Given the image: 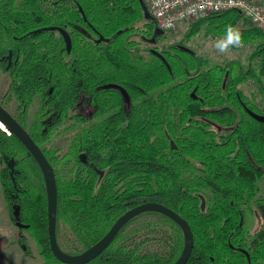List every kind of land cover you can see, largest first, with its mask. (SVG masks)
Segmentation results:
<instances>
[{"label": "trees", "instance_id": "16d2710c", "mask_svg": "<svg viewBox=\"0 0 264 264\" xmlns=\"http://www.w3.org/2000/svg\"><path fill=\"white\" fill-rule=\"evenodd\" d=\"M0 2V67L9 73L3 99L15 100L12 116L53 168L55 233L62 252H84L126 210L157 202L190 226L193 247L186 264H264V228L249 234L244 222L252 202L264 219V197L258 195L264 121L249 114H264V106L241 88L251 77L264 89L262 31L238 27L245 19L235 10L198 18L184 40L203 24L212 35L230 40L260 39L247 68L235 60L210 66L181 43L155 48L163 59L154 54L150 47L158 35L139 0H17L16 7L14 0ZM82 97L98 120L64 128L67 151L55 155L56 149L44 143L60 132ZM35 101L34 118L27 122ZM79 115L70 117L76 122ZM3 130L0 125V184L10 216L34 240L43 264H67L49 247L40 165L13 133ZM70 157L75 168L69 177L59 175V161ZM36 175L39 185L32 183ZM60 224L71 233L63 238L70 248L58 241ZM19 237L27 252L25 236ZM74 241L87 248H72ZM150 241L153 248H147ZM184 245L176 221L146 210L124 223L110 244L84 264H173Z\"/></svg>", "mask_w": 264, "mask_h": 264}, {"label": "rangeland", "instance_id": "374dc122", "mask_svg": "<svg viewBox=\"0 0 264 264\" xmlns=\"http://www.w3.org/2000/svg\"><path fill=\"white\" fill-rule=\"evenodd\" d=\"M198 18L179 23L175 29L171 31H167L166 36L160 38L156 43L155 47L151 46L150 48L160 49L162 46L167 47L171 43L172 44L181 43L184 44L186 47H188L191 51L206 58L210 66L216 64H225L228 61L235 60L238 63H240L241 66L247 68L246 66L248 63V57L251 55L255 47L260 43V39L256 38L251 42L243 43L239 41V43H236V41L230 40L226 37L219 35H212L207 31L206 24H203L201 25L199 31L196 34L192 35L188 40H184L185 34L186 32H188L190 25H192ZM142 24H143L142 22L139 23V25ZM237 26L240 28H245V27L253 28V26L248 24L246 20L239 21ZM55 35L57 36L58 34L56 33ZM217 45H225L226 50L221 52L217 47ZM143 54L146 55L147 53H143ZM8 83H9V73L0 71V100H2V102L6 105V107L3 106L4 108H6L10 113L15 114V100L12 99L9 103H7L6 102L7 99L6 98L3 99V95L7 91ZM241 88L244 93L251 95L255 99V101L258 102L260 107L264 106V89L263 91H261V89L254 82L253 78L251 77L247 78L246 82L241 84ZM37 105L38 102L35 101L30 106L27 115V122H31L33 120L35 111L37 109ZM91 110L92 108L88 105V100L86 99L83 106L73 108L71 111H69L68 116L64 119V123H63L64 125L59 129L60 132L52 135L49 138V140L46 143H44V146L56 149L57 151L55 150L54 154L58 156H62L67 151V147L69 143V139L66 137L67 131H64L63 129L66 128L69 124L76 123L78 126L79 125L83 126L96 122L98 120L97 116L96 117L92 116L88 120L81 119L82 117L91 116L92 115ZM73 113L80 114L79 115L80 119L76 122L74 121L73 117L72 118L70 117V115ZM0 156H1V151H0ZM61 161H59L57 171L60 173L59 175L64 177H69L70 176L69 171L74 169L76 165L74 163V158L70 157L69 160L66 162L65 161L61 162ZM32 183L39 185L41 183V177L36 175V178L32 179ZM258 195L264 197V180L263 181L261 180L259 184ZM248 206L249 207L245 212L244 222H245L246 231L249 234H252L259 228H264V219L259 215L256 206L253 202L250 203ZM111 226H109V228ZM130 227L131 226H129L128 228ZM161 230H164L168 233L171 232L170 229L164 227H161L160 231ZM0 231L4 235L3 237L7 241L8 245L18 244L21 247L18 238H20L19 236H25L23 240L28 250L27 252L24 251V253L26 257H28L27 260L30 261V264L31 263L43 264V260L37 250L36 244L34 243V240L30 237L29 233L19 230L17 226L14 224L4 199L1 184H0ZM67 233L71 235L70 231L67 230V227L60 224L57 229V238L58 241L63 244L62 246L64 248H70L68 247L69 244L67 245L63 241V238H65V235H67ZM156 236L158 237V234ZM160 241L162 244H164L165 242L164 236L160 237ZM246 241H249V237L246 238ZM153 244L154 243L150 241V243H148L147 245V248H153L154 247ZM84 246H85L84 244L83 246L81 244L78 245L77 241H74L72 248L74 247L87 248ZM80 250L83 251V249Z\"/></svg>", "mask_w": 264, "mask_h": 264}, {"label": "water", "instance_id": "95a60500", "mask_svg": "<svg viewBox=\"0 0 264 264\" xmlns=\"http://www.w3.org/2000/svg\"><path fill=\"white\" fill-rule=\"evenodd\" d=\"M139 3L143 17L151 21L154 25V36L163 34L164 31L158 28L155 19L148 12L143 0H139ZM60 32L63 34L65 40H67L66 32L63 29H60ZM152 52L157 56H159L161 59H163V56L155 49H152ZM122 92L123 95L126 97L124 90H122ZM249 114L253 118L259 121H264V114H257L252 111H249ZM0 123H2L5 127V130L3 131H5L6 133H13L27 148V150L34 156V158L40 165L45 180V187L47 194V233L49 239V247L53 256L57 260L67 264H84L89 262L90 260L98 256L110 244V242L112 241L118 230L130 218L146 210H156L168 215L170 218H172L181 226L185 236V245L180 257L173 264H186L193 247V235L190 226L188 225L186 220L182 218L174 210L157 202H143L126 210L114 221L112 226L102 236V238H100L94 245H92L84 252L77 255H68L62 252L57 246L56 233H55L57 192H56V183H55L53 168L46 159L43 152L41 151L40 147L31 138L27 130L24 129L20 125V123L12 116V114L1 104H0ZM81 158L82 160H84L83 155L81 156Z\"/></svg>", "mask_w": 264, "mask_h": 264}, {"label": "built area", "instance_id": "2783aa9c", "mask_svg": "<svg viewBox=\"0 0 264 264\" xmlns=\"http://www.w3.org/2000/svg\"><path fill=\"white\" fill-rule=\"evenodd\" d=\"M159 29L171 31L181 22L235 10L264 33V0H143ZM9 134V133H8Z\"/></svg>", "mask_w": 264, "mask_h": 264}, {"label": "crops", "instance_id": "0c3cea01", "mask_svg": "<svg viewBox=\"0 0 264 264\" xmlns=\"http://www.w3.org/2000/svg\"><path fill=\"white\" fill-rule=\"evenodd\" d=\"M264 177L262 178V181ZM0 231V264H30L24 253V249L18 244L8 245ZM35 264V263H31Z\"/></svg>", "mask_w": 264, "mask_h": 264}, {"label": "flooded vegetation", "instance_id": "af4514ba", "mask_svg": "<svg viewBox=\"0 0 264 264\" xmlns=\"http://www.w3.org/2000/svg\"><path fill=\"white\" fill-rule=\"evenodd\" d=\"M0 6H1V2H0ZM14 6H15V7L17 6V0H14ZM166 34H167V32H164L163 34L158 35V37H155V39L153 40L152 47H155V45H156V43L158 42V40H159L160 38L165 37ZM171 44H172V43H171ZM152 49H155V48H152ZM152 49H151V50H152ZM0 71L3 72L2 69H1V67H0ZM84 99H85V98L82 97L81 102L79 103L78 107L83 106V104L85 103V100H84ZM91 114H92V113H91ZM91 117H92V115L89 116V117H85L84 119H85V120H88V119H90ZM83 161H85V158H84Z\"/></svg>", "mask_w": 264, "mask_h": 264}, {"label": "clouds", "instance_id": "9594fccd", "mask_svg": "<svg viewBox=\"0 0 264 264\" xmlns=\"http://www.w3.org/2000/svg\"><path fill=\"white\" fill-rule=\"evenodd\" d=\"M236 43H239V37H237L236 39ZM217 47L219 48V50L221 52L225 51L226 50V46L225 45H217Z\"/></svg>", "mask_w": 264, "mask_h": 264}, {"label": "bare ground", "instance_id": "6f19581e", "mask_svg": "<svg viewBox=\"0 0 264 264\" xmlns=\"http://www.w3.org/2000/svg\"><path fill=\"white\" fill-rule=\"evenodd\" d=\"M0 125L5 129L4 125L2 123H0Z\"/></svg>", "mask_w": 264, "mask_h": 264}]
</instances>
